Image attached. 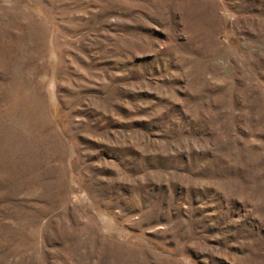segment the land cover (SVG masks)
<instances>
[{"label": "rangeland", "instance_id": "374dc122", "mask_svg": "<svg viewBox=\"0 0 264 264\" xmlns=\"http://www.w3.org/2000/svg\"><path fill=\"white\" fill-rule=\"evenodd\" d=\"M0 264H264V0H0Z\"/></svg>", "mask_w": 264, "mask_h": 264}]
</instances>
